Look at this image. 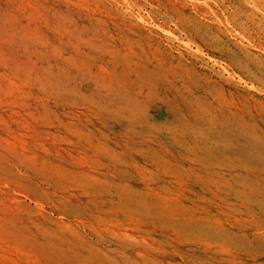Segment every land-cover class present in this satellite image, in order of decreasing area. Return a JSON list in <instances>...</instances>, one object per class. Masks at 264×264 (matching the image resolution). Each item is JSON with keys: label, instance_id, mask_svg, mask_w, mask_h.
<instances>
[{"label": "rangeland", "instance_id": "374dc122", "mask_svg": "<svg viewBox=\"0 0 264 264\" xmlns=\"http://www.w3.org/2000/svg\"><path fill=\"white\" fill-rule=\"evenodd\" d=\"M0 264H264V0H0Z\"/></svg>", "mask_w": 264, "mask_h": 264}]
</instances>
